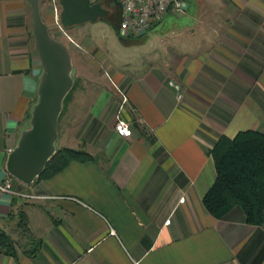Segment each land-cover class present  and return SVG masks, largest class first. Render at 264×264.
<instances>
[{"label": "crops", "instance_id": "crops-1", "mask_svg": "<svg viewBox=\"0 0 264 264\" xmlns=\"http://www.w3.org/2000/svg\"><path fill=\"white\" fill-rule=\"evenodd\" d=\"M202 3L191 25L149 42L137 72L113 70L109 90L71 96L57 143L93 161L30 186L13 182L37 199L0 192V229L16 253H0V264H264V222L248 225L239 207L216 218L202 205L216 177L217 139L264 134V0ZM31 15L26 0H0V181L37 100ZM115 86L126 90L128 139L113 130ZM88 95L89 105L74 109ZM20 211L30 239L8 218Z\"/></svg>", "mask_w": 264, "mask_h": 264}, {"label": "water", "instance_id": "water-1", "mask_svg": "<svg viewBox=\"0 0 264 264\" xmlns=\"http://www.w3.org/2000/svg\"><path fill=\"white\" fill-rule=\"evenodd\" d=\"M26 2L32 13L31 35L41 74L27 128L20 132L15 148L8 153L5 171L20 184L30 186L56 153L58 120L74 80L70 54L50 35L41 17L39 0ZM60 7V23L64 28L97 22L106 14L100 5H90L88 0H60Z\"/></svg>", "mask_w": 264, "mask_h": 264}, {"label": "trees", "instance_id": "trees-1", "mask_svg": "<svg viewBox=\"0 0 264 264\" xmlns=\"http://www.w3.org/2000/svg\"><path fill=\"white\" fill-rule=\"evenodd\" d=\"M120 20L113 24L116 37L121 42L143 41V37H123L118 33ZM138 44V43H137ZM75 88V84L71 91ZM71 91L63 102L62 112L70 100ZM30 114V113H29ZM27 115V120L29 119ZM210 155L215 168V181L202 198L205 210L216 218H221L233 207L244 213L248 225L260 226L264 222V134L255 131L239 132L234 138L221 136L213 145ZM93 157L83 150L57 148L55 155L46 164L43 173L35 180H46L60 173L72 162H89ZM14 180V179H13ZM16 186L22 184L14 180ZM15 201V198L13 199ZM10 220H17L20 234L30 239L27 216L23 211L10 213ZM37 247L39 242L31 240ZM34 248L29 255H33ZM0 253L15 256L14 243L8 233L0 229Z\"/></svg>", "mask_w": 264, "mask_h": 264}, {"label": "rangeland", "instance_id": "rangeland-1", "mask_svg": "<svg viewBox=\"0 0 264 264\" xmlns=\"http://www.w3.org/2000/svg\"><path fill=\"white\" fill-rule=\"evenodd\" d=\"M185 2L187 9L183 15H167L161 23L155 26V30L149 36L150 39H144L142 42L136 41L137 44L121 42L115 35L113 27L115 23L112 20L100 19L97 22H88L71 28H64L60 23L61 28L59 29L54 24L51 1L39 0L41 17L44 23L46 22L50 35L61 42L70 54L73 86L75 84L71 94L79 95L78 90H80L91 92V96H94L96 91L109 90L113 70L120 73L137 72L142 61L145 60L149 42H155L158 45L174 28L191 25L193 22L190 18L196 15L197 10L204 4L202 0H185ZM60 15L61 13H59V21ZM170 35L172 34L168 36ZM147 43L148 45H145ZM83 99L85 101L83 105L74 107V109L83 110L93 98L89 96ZM63 114H65V109ZM76 114L81 117L84 115L80 112ZM60 129L61 126L58 125V132ZM57 148H59L58 143ZM14 238L17 239L16 236Z\"/></svg>", "mask_w": 264, "mask_h": 264}, {"label": "built area", "instance_id": "built-area-1", "mask_svg": "<svg viewBox=\"0 0 264 264\" xmlns=\"http://www.w3.org/2000/svg\"><path fill=\"white\" fill-rule=\"evenodd\" d=\"M54 15V24L60 29L59 13L60 0H50ZM90 5H100L112 2L120 7L121 18L118 27L119 35L123 37H143L149 31L161 23L167 15H183L186 11L185 0H88ZM176 98L182 100L181 88L178 84L171 82ZM121 104L115 116L113 126L114 133L121 138H131L130 123L123 118L124 107L128 103L126 90L115 86ZM13 178L7 176L0 182V192L7 194L10 198L37 199L17 191L13 185Z\"/></svg>", "mask_w": 264, "mask_h": 264}, {"label": "flooded vegetation", "instance_id": "flooded-vegetation-1", "mask_svg": "<svg viewBox=\"0 0 264 264\" xmlns=\"http://www.w3.org/2000/svg\"><path fill=\"white\" fill-rule=\"evenodd\" d=\"M100 6L106 12L105 17L102 20H112L114 23H117L120 20L121 10L118 5L112 2H106L104 4H100ZM60 13H61V9H60Z\"/></svg>", "mask_w": 264, "mask_h": 264}]
</instances>
